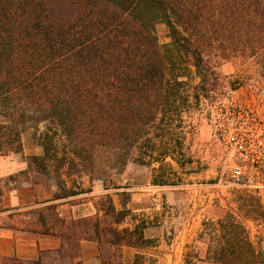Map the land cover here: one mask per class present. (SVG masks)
<instances>
[{"label":"trees","instance_id":"16d2710c","mask_svg":"<svg viewBox=\"0 0 264 264\" xmlns=\"http://www.w3.org/2000/svg\"><path fill=\"white\" fill-rule=\"evenodd\" d=\"M160 24L168 43L159 40ZM256 54H264V0H0V155L21 151L30 132L42 153L28 156L23 173L31 177L23 183L48 190L55 171L54 198L85 192L60 171L104 182L122 174L134 150L149 141L152 124L177 127L181 105L192 96L184 77L198 74L197 91L205 93L218 69L213 57ZM169 130L160 135L173 140ZM106 197L111 221L88 219L87 236L100 244L103 264H122L108 244L127 234L142 241L145 226L119 229L131 210ZM236 203L237 213L202 222L197 245L204 255L195 249L186 264H264V249L246 223L264 220V200L247 190ZM39 219L46 224L42 210ZM55 223L69 245L60 254L68 264L83 232L75 223L72 231L63 220ZM145 257L137 253L134 264Z\"/></svg>","mask_w":264,"mask_h":264},{"label":"rangeland","instance_id":"374dc122","mask_svg":"<svg viewBox=\"0 0 264 264\" xmlns=\"http://www.w3.org/2000/svg\"><path fill=\"white\" fill-rule=\"evenodd\" d=\"M157 31L161 43L170 41L165 24H160ZM212 59L218 69L212 76L214 80H211L208 91H197L200 85L198 74L191 72L188 77H184V81L192 85L191 95L200 93V101L196 102L192 96L189 102L183 101L186 104L181 105V120L171 131L166 123L152 124L149 128V141L142 148L134 150L122 174L104 182L103 179H90L78 174L69 178L63 175L65 168L60 171L61 179H65L72 188L95 191L94 203L98 208L101 204L108 205L106 196L110 194L119 207H129L131 213L141 219V226H146L147 222L158 223L161 218L164 244L168 245L167 261L162 262L164 264H186L187 253L195 249L204 255V249L197 245L202 222L205 219H218L228 211L237 213L236 199L241 192H257L264 200V186L247 188L232 181L223 162L221 147L212 142V127L208 118L212 102L230 90L254 94L256 88L263 85L264 54ZM249 85L252 87L249 88ZM40 127L44 128L45 124ZM167 130L173 133V140L161 136H165ZM59 140L62 142V138ZM41 153L42 148L32 139L31 133L26 132L22 136L21 151L11 154L27 163L28 156ZM142 156L145 157L144 163L140 162ZM24 170L2 178L6 182L3 192L24 184V179H30V173H23ZM33 175L37 177V172ZM39 177L45 178L44 175ZM51 177L50 189L39 186L42 194H52L58 189L57 173L52 171ZM95 182L99 184L96 190L93 188ZM104 183L105 186L109 185V190L104 188ZM111 218L109 215L107 219L111 221ZM246 223L255 243L264 249V220L248 219ZM150 240L153 243L154 239ZM154 260V256H146L142 262L154 264Z\"/></svg>","mask_w":264,"mask_h":264},{"label":"crops","instance_id":"0c3cea01","mask_svg":"<svg viewBox=\"0 0 264 264\" xmlns=\"http://www.w3.org/2000/svg\"><path fill=\"white\" fill-rule=\"evenodd\" d=\"M26 167L27 163L19 161L12 154L0 155V186L3 188L6 183L2 178ZM98 187L99 184L95 182L94 190ZM89 191L54 198L50 193L42 194L39 186L29 183L4 190L0 199V264H65L60 254L69 245L61 236L62 226L55 223V218L63 220L64 230H71L75 223L78 232H83V236L74 239L76 257L73 262L68 260V264H103L99 257L100 244L88 239L86 222L99 217L103 224L108 217L103 205L98 208L94 203L95 191ZM112 198L116 207L121 209ZM49 206H53L55 213H49ZM41 210L47 216L46 224L39 219ZM140 220L137 215L130 213L117 226L121 230L128 228L131 232ZM143 235L144 242L136 241V237L127 234L118 244H108V248L119 251L118 261L122 264H134L137 253L154 256V264H164L162 262L167 261L168 245L163 240L162 219L159 218L158 223L147 222ZM150 239H154L153 243Z\"/></svg>","mask_w":264,"mask_h":264},{"label":"built area","instance_id":"2783aa9c","mask_svg":"<svg viewBox=\"0 0 264 264\" xmlns=\"http://www.w3.org/2000/svg\"><path fill=\"white\" fill-rule=\"evenodd\" d=\"M208 118L212 142L221 147L232 181L247 188L264 186V83L254 94L230 90L217 98Z\"/></svg>","mask_w":264,"mask_h":264}]
</instances>
